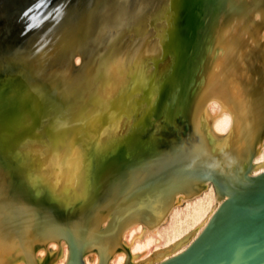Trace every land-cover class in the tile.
Returning a JSON list of instances; mask_svg holds the SVG:
<instances>
[{
    "label": "bare ground",
    "instance_id": "bare-ground-1",
    "mask_svg": "<svg viewBox=\"0 0 264 264\" xmlns=\"http://www.w3.org/2000/svg\"><path fill=\"white\" fill-rule=\"evenodd\" d=\"M103 2L137 47L110 64L102 111L59 120L40 147L53 100L8 69L15 38L33 33L47 71L78 72ZM114 104L117 125L101 127ZM262 171L264 0H0V264H66L72 250L86 264L158 263Z\"/></svg>",
    "mask_w": 264,
    "mask_h": 264
},
{
    "label": "water",
    "instance_id": "water-1",
    "mask_svg": "<svg viewBox=\"0 0 264 264\" xmlns=\"http://www.w3.org/2000/svg\"><path fill=\"white\" fill-rule=\"evenodd\" d=\"M103 4L95 8L88 34L84 36L82 57L86 61L73 74L67 67H59L46 76L47 67L39 56L40 48L33 42V33L22 34L19 29L20 36L15 38L18 48L14 50L18 55L10 59L8 56V69H22L40 90L44 89L45 95L52 97L53 103H59L57 109L55 104L46 102L39 113L35 134L40 142L49 144L52 141V130L49 129L56 128L59 120L82 111H102L110 64L127 50L137 47L138 38L136 41L127 39L117 28L109 26ZM88 90L90 94H84ZM83 95L87 99L80 102L79 97ZM44 109L48 119L42 123ZM26 138L29 141L30 134L24 128L17 140L14 139L20 149L29 146L24 143ZM58 152L63 154L64 150L60 148ZM62 154L59 156L64 159ZM66 264L86 262L78 251L72 250ZM155 264H264V171L229 186L227 196L187 247Z\"/></svg>",
    "mask_w": 264,
    "mask_h": 264
},
{
    "label": "rangeland",
    "instance_id": "rangeland-1",
    "mask_svg": "<svg viewBox=\"0 0 264 264\" xmlns=\"http://www.w3.org/2000/svg\"><path fill=\"white\" fill-rule=\"evenodd\" d=\"M213 1H215V0H213ZM137 38V37H136ZM121 56V55H120ZM84 61H86L85 60V58L82 60V67H83V62ZM62 72V71H61ZM56 73H58V72H56ZM45 74H46V76H48V75H50V74H52V71L50 70V71H46L45 72ZM54 75V74H53ZM89 90L87 91V92H85L84 94H86V95H88L89 93ZM138 93L136 92L134 95H137ZM86 95H83V96H80L79 98H80V102H81V100H82V102H83V100H86L87 99V97H84V96H86ZM85 102V101H84ZM46 107V106H45ZM118 105L117 104H114V105H111L109 108H108V111H107V114H103V116H102V119H101V122H100V124H101V127H103V128H112L113 126H114V124L115 125H117L115 122V116H116V112H117V110H118ZM45 110V109H44ZM43 117H42V123H44V122H46L47 121V119H48V116L46 115V110L45 111H42V114H41ZM133 115H134V112L133 113H131V117H133ZM44 121V122H43ZM106 124H107V126H106ZM28 138H26V142H24V143H27L28 145L29 144H31V142H33L31 139H29V141L27 140ZM45 142V141H44ZM43 141L42 142H40V141H38V144H40V147H44V148H46L45 146H47V142H45L44 143ZM24 143H22V145L24 146L25 144ZM66 168V167H65Z\"/></svg>",
    "mask_w": 264,
    "mask_h": 264
}]
</instances>
